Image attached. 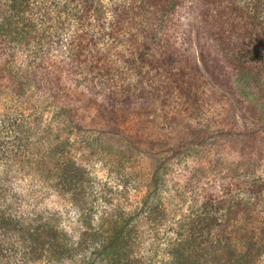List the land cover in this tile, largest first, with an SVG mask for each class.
Segmentation results:
<instances>
[{
	"label": "trees",
	"instance_id": "1",
	"mask_svg": "<svg viewBox=\"0 0 264 264\" xmlns=\"http://www.w3.org/2000/svg\"><path fill=\"white\" fill-rule=\"evenodd\" d=\"M20 67L23 78L56 69L59 90L97 99L110 119L117 108L146 114L172 99L196 105L213 76H223L232 93L236 78L264 99V0H0V264H259L264 178L202 202L211 230L200 245L188 223L129 258L127 246L142 245L136 220L158 232L164 169L186 149L158 157L142 201L132 212L115 210L104 230V217L94 221L83 208L90 178L71 156L84 136L79 108L62 106L51 122L37 110L22 112L28 80H16L19 96L2 79ZM224 133L249 147L264 128ZM199 135L194 146L221 134ZM56 195L77 207L75 229H65L66 212L47 203ZM155 242L165 245L163 258Z\"/></svg>",
	"mask_w": 264,
	"mask_h": 264
},
{
	"label": "rangeland",
	"instance_id": "2",
	"mask_svg": "<svg viewBox=\"0 0 264 264\" xmlns=\"http://www.w3.org/2000/svg\"><path fill=\"white\" fill-rule=\"evenodd\" d=\"M190 19L192 21L193 18ZM22 69L18 68L21 71L19 75L5 72L6 75L2 76L3 81L13 88L9 91L18 95L16 80L20 83L28 80L22 96V112L37 110L42 119L51 122V116L59 113L62 106L79 108L75 120L82 126L84 136L79 138L71 156L85 168L90 178L92 188L87 192L83 208L94 211V221L104 217V230L109 228V222H113L115 210L132 212L133 206L142 201L148 192L150 176L158 157L166 158L186 149L179 155L180 159H172L164 169L159 190L158 232L151 231V226L143 219L136 220V231L140 233L138 239L142 245L127 246L129 258L130 255L141 256V248L144 246L146 249L158 237L174 238L178 228L181 225L186 228L188 223L196 231L194 236L199 237L198 244L203 239L207 240L206 234L210 235L211 230L208 226L211 209L204 204L202 207V202L216 192L224 197L229 193L228 189H244L246 180L264 178V136L247 142L249 147H245L244 142L224 133L228 130L248 132L258 126L264 128V99L249 95L246 86L236 78L230 81L233 93L231 88H227L223 76H213L209 79V90L198 96L196 105L179 106L177 100L172 99L166 108L155 107L146 114L136 115L117 108L111 112L110 119L97 99L87 100L85 95L77 97L59 90L62 84L57 80L56 69L48 73L34 69L31 77L27 78H23ZM111 132L121 138L112 136ZM199 133L221 135L203 145L194 146L195 140L200 138ZM69 139L75 142L76 137L69 135ZM40 176L37 171L36 179L43 182L44 177ZM261 192L264 198V187ZM64 199L56 195L47 203L66 212L65 229H75L77 207ZM163 248L165 245L162 247L155 242L153 249H157L160 258H163ZM76 258L72 256V261ZM258 262L264 264V253L258 257ZM22 264L48 263L43 259Z\"/></svg>",
	"mask_w": 264,
	"mask_h": 264
}]
</instances>
